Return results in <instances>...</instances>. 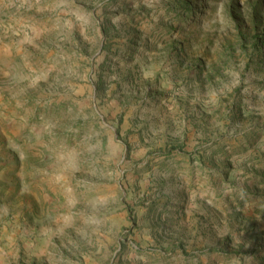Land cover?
Returning a JSON list of instances; mask_svg holds the SVG:
<instances>
[{
	"label": "rangeland",
	"instance_id": "1",
	"mask_svg": "<svg viewBox=\"0 0 264 264\" xmlns=\"http://www.w3.org/2000/svg\"><path fill=\"white\" fill-rule=\"evenodd\" d=\"M0 264H264V0H0Z\"/></svg>",
	"mask_w": 264,
	"mask_h": 264
}]
</instances>
